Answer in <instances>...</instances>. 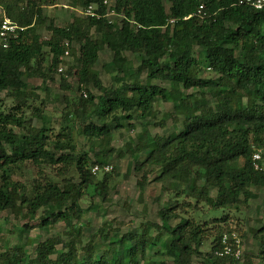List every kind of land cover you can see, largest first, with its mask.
<instances>
[{"label": "trees", "instance_id": "16d2710c", "mask_svg": "<svg viewBox=\"0 0 264 264\" xmlns=\"http://www.w3.org/2000/svg\"><path fill=\"white\" fill-rule=\"evenodd\" d=\"M2 2L7 16L22 29L7 47L0 44V94L6 91L13 101L9 108L0 104V211L34 218L41 229L64 222L66 238L43 240L30 256L18 244L10 248L9 238L1 237L0 264H191L192 256L202 252L205 219L180 214L178 200L165 203L158 211L160 221H147L140 231L122 233L104 223L87 240L83 201L89 199V207L98 209L95 197L101 202L110 197L114 176L103 168L115 152L113 124L120 127L135 116L154 118L158 98L179 105L182 127L173 112L161 118L162 132L152 133L146 120L126 149L118 150L119 156L131 154L137 170L160 167L155 180L183 185V192L204 201L213 212L239 208L252 197L253 186L264 187V170L256 169L253 161V154L264 149V9L241 0H113L111 5L77 0L84 9L95 4V14L73 15L69 26L51 20L50 37L42 39L38 29L44 23L43 5L58 0ZM111 9L113 18L107 17ZM74 44L79 66L59 71L66 48L73 56L77 53ZM104 47L113 53L108 66L111 85L103 83L95 68ZM125 52L138 55L135 68ZM47 55L51 62L44 67ZM55 70L62 76L61 87L72 88L67 79L74 74L82 91L74 99L65 96L63 125L57 130L45 123L44 102L27 82L32 76L52 81ZM144 72L169 87L143 82ZM168 117L173 118L171 129L164 122ZM34 118L43 125L32 124ZM77 127L87 139H101L94 160L87 150H77ZM56 165L61 172L75 173V179L33 178L30 186L13 179L31 166ZM95 165L100 169L93 172ZM146 180L144 171L138 181L141 189ZM175 218L178 222L172 224ZM151 226L158 229L155 236ZM222 236L220 231L202 264L235 260L215 253L222 247ZM254 236L264 256V221ZM160 240L162 246L156 249Z\"/></svg>", "mask_w": 264, "mask_h": 264}, {"label": "rangeland", "instance_id": "374dc122", "mask_svg": "<svg viewBox=\"0 0 264 264\" xmlns=\"http://www.w3.org/2000/svg\"><path fill=\"white\" fill-rule=\"evenodd\" d=\"M113 2V0H109ZM169 3H167V7ZM6 12V4H0V13ZM44 23L39 27L38 32L42 39L50 37L51 31L48 28L51 20L53 24L59 26H69L72 22L73 15L83 16V8L77 5V0H58L56 5H43ZM115 17V14L110 15V18ZM117 18H121L117 16ZM76 54L73 56L70 52L69 55L63 56V65L65 70L68 65L75 67L79 66L76 59L78 55V45L74 44ZM49 48L45 47L47 51ZM126 56L132 60L134 68L138 64V55L130 52H125ZM113 53L108 47H104L100 51L99 60L95 64L100 77L105 85H111L113 73L109 71L108 66L112 60ZM51 62V55H47L43 66L47 67ZM35 64V61L34 63ZM59 65V66H60ZM54 80H44L39 76H32L27 78L29 88L39 95L43 100V112L45 123L56 128L57 130L62 124V110L65 106V96L74 99L80 97L82 93L78 89V79L72 74L68 76V83L72 86L70 89L61 87L62 76L57 70L54 72ZM211 76L210 73H205ZM141 80L147 83H158L163 86L169 87V83L164 80L149 79L146 72L142 73ZM94 92L99 93L98 90L92 89ZM190 90L189 92H191ZM86 91L83 93L85 95ZM209 101L214 102V98L210 94L207 95ZM1 107L9 108L13 101L3 91L0 94ZM156 115L154 118L141 119L135 116L131 120L124 119L122 126L115 127L113 124V136L111 146L115 152L107 160V164L112 166L110 169L113 173L114 186L110 190V197L107 201L101 202L98 197H95V202L100 203L98 209H91L90 200L83 201L84 213L82 222L84 223L85 232L84 240H87L89 234L98 229L104 223L113 224L114 228H119L122 233L128 230L140 231L145 222H159L160 216L159 209L168 203L172 205L175 200L179 204L178 212L183 216H196V218H203L205 222L204 243L201 247V253H195L192 256L191 264H202L204 256L211 251V247L215 242V237L220 231L223 236L226 235L231 243L238 242V249L240 256L233 257L235 260L231 264H264V256L260 254V246L258 240L254 236V230L258 228L264 221V187L253 186L252 197L247 204H240L239 208H226L218 209L217 211H209L208 205L204 201H197L187 192H183V185L175 187L170 180H155V177L160 173L161 169L157 166H146L143 170L135 169L134 157L131 154L124 156L118 155L119 149H126V145L131 139H134L138 132L143 129L146 120H150L149 129L152 133L162 132L163 127L159 125L161 118L170 112L177 115L179 120L178 127H182L183 113L179 105L171 98L163 99L158 98L154 106ZM169 129L172 128L173 118L168 117L164 121ZM44 121L34 118L32 124L35 126H42ZM166 127V128H167ZM52 135V134H51ZM53 136V135H52ZM74 143L77 145V150H87L89 156L94 160L95 153L101 150V139H87L80 128L74 131ZM144 158V154H141ZM30 169V170H29ZM109 170V171H110ZM144 171H146L147 180L144 181V188L141 189L138 181L143 179ZM94 172V171H93ZM75 173L64 171L61 172L59 166H39L35 169L27 168L22 174L13 175V179L25 182L27 186L33 178L48 180L45 177H55L59 181L67 179H75ZM211 194L215 195V189L210 188ZM178 192V193H176ZM172 224H176L178 219H172ZM26 225L28 228L25 230L17 229L18 225ZM37 221L34 218L21 217L18 218L13 212L0 211V238H9V247L18 244L30 256L36 255V247L39 242L48 238L62 236L66 238L64 230L66 228L64 222H59L49 229H41L37 227ZM151 234L156 235L158 229L151 226ZM222 236V238H223ZM161 240H165L163 237ZM161 240L157 241L156 249L160 248ZM33 241V243H31ZM59 244L58 247H61ZM216 253V252H215ZM158 258V254H154ZM170 264V263H169Z\"/></svg>", "mask_w": 264, "mask_h": 264}, {"label": "built area", "instance_id": "2783aa9c", "mask_svg": "<svg viewBox=\"0 0 264 264\" xmlns=\"http://www.w3.org/2000/svg\"><path fill=\"white\" fill-rule=\"evenodd\" d=\"M241 2H246L252 5L256 9H264V0H241ZM105 3L111 5V2L109 0H105ZM97 6L95 4H91L87 8H83V13L85 15H94L95 14V9ZM115 14V12L111 9L107 13V17H110V15ZM22 29V27L13 21L10 17L7 16L6 12L0 13V44L3 47H7L9 44V40L11 37H14L17 35L18 29ZM68 46V42H66ZM70 54V49L66 48L63 56H67ZM62 56V57H63ZM59 71H64L65 68L63 65H60L58 68ZM264 158V149H258L254 154H253V161H254V166L256 169L259 170H264V164L260 163V160ZM112 168L109 164H106L104 166V170L109 171ZM100 167L99 165H95L93 167V171L96 172L99 170ZM222 247L218 250H216V254L223 256V255H230L232 257H239L240 256V250L238 249V242L231 243L230 240L227 239V236L224 235L222 240Z\"/></svg>", "mask_w": 264, "mask_h": 264}]
</instances>
